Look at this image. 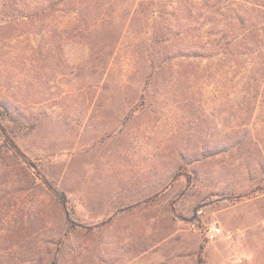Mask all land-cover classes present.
<instances>
[{
  "label": "rangeland",
  "instance_id": "obj_1",
  "mask_svg": "<svg viewBox=\"0 0 264 264\" xmlns=\"http://www.w3.org/2000/svg\"><path fill=\"white\" fill-rule=\"evenodd\" d=\"M44 1L0 0V264H264L260 0Z\"/></svg>",
  "mask_w": 264,
  "mask_h": 264
},
{
  "label": "trees",
  "instance_id": "obj_2",
  "mask_svg": "<svg viewBox=\"0 0 264 264\" xmlns=\"http://www.w3.org/2000/svg\"><path fill=\"white\" fill-rule=\"evenodd\" d=\"M60 4H62L63 6H65V5H68V6H70V5H73L74 6V9H78L79 8V4L78 3H75V0H45L44 1V3H43V16L44 15H50V14H53L55 11H57L58 10V6L60 5ZM253 9L252 10H254V11H256V13L259 15V14H261L262 15V13L264 12V1L263 0H260V1H256V3H254L253 4V7H252ZM257 16V15H256ZM157 17V16H156ZM155 17V18H156ZM158 17H159V19H162L161 18V15H158ZM155 18H153V21H155L156 19ZM162 21L160 20L159 21V24L161 23ZM257 22H258V19H257ZM164 25H163V23L162 24H160L159 25V27L156 29V30H154V37H155V42H159V43H161V41L162 42H166L167 41V38L169 37L168 35H167V33L166 32H163L162 30H161V28L163 27ZM166 27V26H165ZM251 31V30H250ZM153 37V38H154ZM162 37H164L162 40H160V38H162ZM174 38V37H173ZM178 38V37H177ZM10 145V148L12 149V151H13V153L15 154V155H17L18 157H20L26 164H31L27 159H26V157L21 153V151H20V149L14 144V143H12L11 141H10V143H9ZM40 179H41V181H42V183L44 184V186L47 188V190L49 191V192H51L52 193V195L59 201V203L64 207V206H66V203H67V201H66V198H65V195L63 194V193H61V192H58V191H56L53 187H52V185H51V183L48 181V180H46L44 177H42L41 175H40Z\"/></svg>",
  "mask_w": 264,
  "mask_h": 264
},
{
  "label": "built area",
  "instance_id": "obj_3",
  "mask_svg": "<svg viewBox=\"0 0 264 264\" xmlns=\"http://www.w3.org/2000/svg\"><path fill=\"white\" fill-rule=\"evenodd\" d=\"M220 235V230L219 229H211L209 231L206 232V238L209 241H214L216 240Z\"/></svg>",
  "mask_w": 264,
  "mask_h": 264
}]
</instances>
